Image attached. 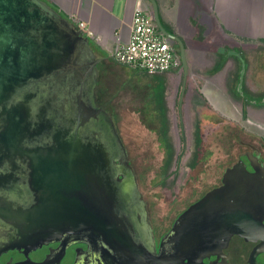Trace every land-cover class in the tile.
<instances>
[{
    "label": "water",
    "instance_id": "95a60500",
    "mask_svg": "<svg viewBox=\"0 0 264 264\" xmlns=\"http://www.w3.org/2000/svg\"><path fill=\"white\" fill-rule=\"evenodd\" d=\"M149 1L160 30L178 44L187 76L184 42L163 25L157 0ZM232 53L242 60V89L247 63ZM101 61L89 36L47 0H0V123L10 121L2 135L13 148L23 140L43 143L29 149L36 201L24 206L25 230L34 242L87 229H138L152 237L128 150L97 101ZM248 159L254 171L240 159L175 221L171 239L187 254L222 251L236 234L264 250V164L253 153ZM22 214L24 208L13 220L18 227Z\"/></svg>",
    "mask_w": 264,
    "mask_h": 264
},
{
    "label": "rangeland",
    "instance_id": "374dc122",
    "mask_svg": "<svg viewBox=\"0 0 264 264\" xmlns=\"http://www.w3.org/2000/svg\"><path fill=\"white\" fill-rule=\"evenodd\" d=\"M239 50L247 63L243 88H238L242 95L233 97L236 81L230 82L228 94L234 104L224 111L226 114L219 108L223 104L221 95L211 93L214 99L210 102L202 92L215 78L205 72L200 73L195 84L192 80L186 82L181 104L183 80L177 87L175 82L167 84L166 74L148 76L118 63L101 65L98 100L116 119L119 134L133 160L139 190L146 204H150L148 212L155 224L165 220L170 224L203 191L211 189L225 169L248 150L247 143L256 145L264 155V100L260 103L247 100L248 96H264V43L254 41L248 47L240 45ZM237 58L241 66L242 60ZM230 74L236 78L237 71ZM154 81L158 83L154 91L166 84L170 136L175 149L168 169L166 148L158 133L160 120L154 111L151 84ZM208 90L212 91V87ZM198 121L202 128L198 150L201 159L192 167Z\"/></svg>",
    "mask_w": 264,
    "mask_h": 264
},
{
    "label": "flooded vegetation",
    "instance_id": "af4514ba",
    "mask_svg": "<svg viewBox=\"0 0 264 264\" xmlns=\"http://www.w3.org/2000/svg\"><path fill=\"white\" fill-rule=\"evenodd\" d=\"M101 62L98 65L99 82L102 73ZM238 85L239 83L235 87L237 91H239ZM185 95L186 92L181 91V104ZM247 100L260 103L263 102L264 96L254 98L248 96ZM97 101L107 110L98 100V90ZM112 116L116 122L114 115ZM9 125L10 121L7 119H4L2 125L0 123V264H264V250L257 249L260 241L247 240L237 234L231 238L222 251L210 252L201 259L179 248L177 242L171 239V229L177 218L191 204L170 224L166 223V220L164 223L155 224L149 215L152 237L149 232H138V229L117 231L87 229L79 232L70 231L59 238L56 237L43 243L29 240L25 230L28 208L24 206L36 201V192L32 191L31 152L33 153V150L29 149L41 147L43 143L41 141L28 143L27 140H23L21 144L13 148L14 146L8 143L11 141L2 135ZM247 147L248 150L240 154L236 162L242 159L246 162L248 169L254 171L248 154L253 153L259 156V161L263 164L264 155L254 144L247 143ZM130 162L134 169L131 158ZM224 172L211 189L222 184ZM147 206L149 210L150 204ZM21 208H24V214H22L21 226L18 227L13 220L17 215V210ZM140 233H144V236ZM141 241L147 245L148 252L138 248V243H142Z\"/></svg>",
    "mask_w": 264,
    "mask_h": 264
},
{
    "label": "crops",
    "instance_id": "0c3cea01",
    "mask_svg": "<svg viewBox=\"0 0 264 264\" xmlns=\"http://www.w3.org/2000/svg\"><path fill=\"white\" fill-rule=\"evenodd\" d=\"M48 1L70 21L78 19L86 23L88 35L99 48V54L100 51L106 54L100 55L101 64L104 65L117 64L111 54L117 45L129 40L136 9L141 6L152 11L149 0ZM157 2L162 22L170 32L182 39L188 60L187 76L184 68L157 75L166 74L167 84L175 82L178 83L177 87L184 77L182 92H186V82L192 80L191 83L195 84V80L201 77L200 73L205 72L211 77L214 76L216 79L212 81L213 84H209L211 86H207L209 88H204L202 92L210 102L214 99L211 93L221 95L223 104L219 108L226 114L228 107L234 104V99L228 94V85L235 81L236 85L239 83L241 70L240 61L231 51L236 49L243 55L239 50L240 45L248 47L254 41L264 43V0H157ZM222 59L225 61L223 68L215 74L208 73ZM233 70L234 73L237 71L236 78L230 74ZM141 73L143 72L138 71V74ZM151 84L153 95L155 85L158 83L154 81ZM210 87L212 91L208 90ZM233 97L237 98L235 95ZM165 99L167 102L168 97Z\"/></svg>",
    "mask_w": 264,
    "mask_h": 264
},
{
    "label": "built area",
    "instance_id": "2783aa9c",
    "mask_svg": "<svg viewBox=\"0 0 264 264\" xmlns=\"http://www.w3.org/2000/svg\"><path fill=\"white\" fill-rule=\"evenodd\" d=\"M72 21L88 35L85 22ZM111 56L117 63L148 75L183 68L179 46L160 30L152 11L141 6L135 11L129 40L117 45Z\"/></svg>",
    "mask_w": 264,
    "mask_h": 264
},
{
    "label": "trees",
    "instance_id": "16d2710c",
    "mask_svg": "<svg viewBox=\"0 0 264 264\" xmlns=\"http://www.w3.org/2000/svg\"><path fill=\"white\" fill-rule=\"evenodd\" d=\"M51 5L54 6L53 4H51ZM163 25L166 27V25L164 23H163ZM166 29H167V27H166ZM90 42H91L92 46L94 47V49L96 50V52L99 54V51H98L99 48L96 46L95 42L91 38H90ZM99 55H106V54L104 52L100 51ZM224 64H225V61L222 59L212 69H210L208 73H210V74L217 73L219 70H221L223 68ZM143 74H147V73L143 72ZM238 79H239V77H238ZM165 88L166 87L164 85V86H161L160 89L158 88L156 91H154L152 98L154 101V111L156 112L157 118L160 120V126L158 129V133L162 137L163 146L166 148L165 167H166V169H168L174 160L175 149H174V144H173V142L171 140V136H170V121H169V117H168V105H167V102L165 99V97H166ZM233 94L236 97L241 98L240 92L237 91L235 88L233 89ZM194 135H195L196 151L193 155L192 161L190 162L192 167L196 166L197 162L201 159V156H200L201 153H199L198 150L201 148V144H202V128H201L199 121L197 122V124L195 126ZM209 190L210 189L203 191L201 196L198 199L203 197Z\"/></svg>",
    "mask_w": 264,
    "mask_h": 264
}]
</instances>
